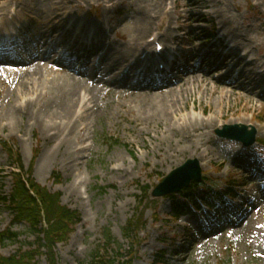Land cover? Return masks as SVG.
<instances>
[{
	"label": "rangeland",
	"instance_id": "374dc122",
	"mask_svg": "<svg viewBox=\"0 0 264 264\" xmlns=\"http://www.w3.org/2000/svg\"><path fill=\"white\" fill-rule=\"evenodd\" d=\"M24 1L28 10L26 11L29 15L28 21L34 19L37 22L32 32L50 29L49 25L46 26L42 11L61 6L55 5L53 8V5H47L44 0ZM149 1L115 0V6L110 7L114 5L113 3L108 5L111 12L106 14L105 5L97 0H75V3L68 6L66 12L72 17L71 20L87 19L95 25L104 21L108 27H116L115 32L120 35H112L115 40L114 48L115 51L118 50V54H122L130 49L131 45L128 43L132 41L134 18L150 4ZM222 1L229 12L235 15L237 26L242 33L248 34L258 42L259 46H252V55L264 58V0ZM159 2L160 0H155V3ZM4 4V0L0 1V7ZM184 5L185 0L165 2V10L171 13L173 18L171 24L174 28L177 24L185 22L184 17L187 13ZM6 10L8 14L11 8ZM197 10L209 20L207 22L195 20V25L205 31L186 33L182 35L183 39L190 41L196 37L205 47L218 46L214 41L216 38L211 39L209 36L210 30L220 33L222 28V20L216 17L218 9L213 4L209 8L198 7ZM150 12L153 13L152 10ZM151 34L147 35V42ZM195 59L197 61L199 57ZM45 65L53 68L52 72L47 74V79L60 80L63 77L62 68L49 62ZM6 73L7 71H0V141L4 140L20 154L25 172L31 170L38 184L53 193H61L62 204L81 216V222L75 227L68 242L56 247L55 264H84L89 261V256L102 241L105 231L111 233L124 251L127 250L136 257L133 264H151L155 254L163 249L166 250V264H264V192L262 193L255 179L247 180V175L243 174L242 169L232 161L236 149L242 146L215 133L217 127L220 128L222 124H230V120L237 119L238 121L233 124L255 126L259 129V140L264 139V100L263 103L258 101L255 93L252 96L244 90L239 91V84L225 90L222 83H219L221 72H209L206 82L214 86L217 94L205 95L206 82H202L200 90L187 100L185 108L181 112L176 111L177 114L172 117V121L175 120L177 124L175 129L179 130V133L185 130L182 125L190 117H197L205 124L213 120L217 122L214 127L199 126L202 128L199 133L191 132L196 138L201 135L199 147L210 154L209 158L200 160L203 164V167L201 166L203 178L219 189L226 188V184L234 186L232 185L234 181L248 182L247 190L255 191L254 196L250 198L256 200V203L251 213L247 215L248 220L242 226L228 225L215 235H209L204 239L201 237L195 243L194 249L170 259L171 255H175L172 247L173 236L183 234L185 230L184 217L178 223L171 221L173 202L183 201L186 192L171 197L142 200L144 197L142 189H154L170 172L191 159L189 155L178 156L172 151V148L180 149L179 140L184 138L186 141L188 136L185 134L180 137L176 132L177 136H172L171 139L165 138V129L162 127L159 131H153L156 128L155 123L147 121V110L140 98L131 96L132 92L136 91L131 87L117 90L105 85V91L99 89L96 107L88 112L83 106L79 107L70 129L51 142L46 139L48 137L46 133L54 127L44 130L39 125L34 128L25 124L20 125L22 119L20 116L13 124L7 114L12 104L18 106L25 104L27 100H33L35 103L39 100V106H43L54 94L50 90H44L40 85L41 81L33 83L34 89L31 87L30 93H18V81L22 79L13 75L8 76ZM76 77L83 79V76ZM60 81L64 85V82ZM11 90L19 94L13 100L9 97ZM250 90L251 88L247 89ZM226 91L232 92L231 97L228 100H221L219 95ZM200 105L207 110L204 114ZM92 106L94 104L87 108L91 109ZM194 107H197L196 112ZM222 116L223 120L220 119ZM46 120L53 123L51 119ZM69 132L72 135L63 149H71L69 156L60 158L53 165L44 164L43 156L46 151L57 149ZM248 152L256 156L253 160L259 161V170L264 172L262 154L255 151V148ZM70 167L72 169H69ZM13 170V161L0 144V196L10 195L13 187L10 173ZM199 186L191 193L201 195L208 191L202 187L204 185ZM141 215L145 225L136 236L134 235L132 241L126 240L124 229L131 219ZM12 223L13 216L10 210L0 205V232L8 229ZM13 229L21 234V238L18 243L8 244L1 250L6 257L14 255L21 247L29 249L30 243L35 242V238L29 237L26 233L24 225H16ZM195 233L201 236L197 231ZM42 251L43 255L37 257V264H50L47 250Z\"/></svg>",
	"mask_w": 264,
	"mask_h": 264
},
{
	"label": "bare ground",
	"instance_id": "6f19581e",
	"mask_svg": "<svg viewBox=\"0 0 264 264\" xmlns=\"http://www.w3.org/2000/svg\"><path fill=\"white\" fill-rule=\"evenodd\" d=\"M4 1L5 4L0 7V23L3 24V28L8 27L9 25L5 19H7V16L10 15L11 12H8L7 14V8L10 7L11 10L14 9V11H16V16L13 17V19L19 18L24 10V0ZM97 1L105 5L106 14L111 12V9L108 8V5L115 3V0ZM150 1V4H147L143 8L144 10L134 18V27L132 28L133 35L131 36L132 41L128 43L131 46L130 49L124 53L113 54L111 51H109V46L108 48L105 46L103 49H100L103 44L100 42H98V44H94L86 37H80L79 39H76L74 43L75 47H79V45H88L89 47H86V49L92 48L87 51V53L89 52V56L85 62H82L85 57L81 55L83 51H80L81 53H78L79 55L75 63L72 64L67 62L66 64H60L62 66L61 72L63 74V77L60 80L64 82V85L61 84V81L57 80V78L47 79V74L52 72L51 69L53 68L45 65V63L48 62L49 57H44V55H40L42 57H40V59L38 57L37 60L33 61L31 67L26 70L17 71L14 73H6L8 76L13 75L19 79H22V81H18V93H30L31 87H34L33 83H36V81H41L40 85L43 86V89L50 90L54 94L53 98H51L48 103L44 104L43 106H39V100H37L36 103L33 100H27L25 104H20L18 106L12 104L7 114L9 121L14 124L16 118H19L18 116H20L22 119L24 118L23 121L21 119L20 125L25 124L31 128L39 125L44 130L54 127V129H51L50 131L48 130L46 133L48 134L46 139L53 142L56 140V138H59L62 133L64 134L70 129V124L74 119V114L79 107L83 106V109H85L87 112L92 111V108L96 107L95 103L96 98L99 95V89L105 91V85L113 87L117 90L128 89L130 85L127 84H131L128 82L129 76L137 72L139 64L144 57H149L154 53L153 50L150 49L151 44L146 42L147 35L151 33L155 34V41L164 45L171 43L173 40H177L179 42L181 41V37L172 35L173 27L171 22L173 18L171 13L165 10L164 5L166 0H160L159 3H155V0ZM44 2L47 5H53V8H55V5H60L61 8L47 9L42 11L45 16L46 26L49 25L50 29H47L48 27H46L47 30L40 29L35 33L34 36L38 39L37 50H48L49 52L52 51L53 53H57L59 48L57 50L55 49L56 47L61 46L60 44H62L63 48L68 47L70 30L65 35L63 34L62 29H64L71 20L70 14L66 11L68 6H71L73 3H75V0H44ZM177 2L178 1H176V3ZM213 4L218 9L216 12L217 16H215L222 20V28L220 33L222 34L224 43H232L236 47L244 48V50H247L248 53L251 54L253 52L252 46H259L258 42L252 39L248 34L245 35L242 33L240 28L237 26L235 15H232L229 12L227 6H224L222 0H185L184 6L186 7L187 13L185 16L186 20L184 24H181L179 28H175L174 30H182V34L183 32L194 34L198 33L199 31H204V29L195 25V20L198 19L202 22H207L209 20L204 14L199 13L197 9L198 7L209 8ZM150 10H152L153 13L150 12ZM82 21L86 24H90L88 20L83 19ZM104 26L105 23H98L95 29L102 31ZM8 30L10 32V29ZM74 32L75 29L70 35L71 38L73 37ZM56 37L63 38V41L60 43L57 42L55 40ZM83 38H85V40H82ZM197 40L198 38L195 37L189 52L198 55L200 53H195L196 51L200 52L205 49L203 58L196 67L185 71L183 79L177 80L175 85L171 84L158 86L156 87L157 89L153 88L152 83H147L145 85H142L141 83V85L139 84V86L132 89L136 92H132L131 96L140 98L142 105L147 110V121H152L155 123L156 128L153 129V131H159L161 127L164 128V135L166 136L165 138L177 136L179 130L175 129L177 124H175V120L172 121V117H175V114H177L176 111L181 112L182 109L185 108L187 100L190 97L195 96V93L200 90L202 82H206V78L208 76L207 72L204 70H199V66H201L203 63L210 62L212 67H218V69L222 71V74L219 76V83H222V87L225 90L234 87L235 84L233 83L234 81H237V84L240 85L239 91L244 90V92L252 96H254L255 93L259 99L258 101H262L263 103L264 100L263 81L258 79L260 72H264L263 57L254 55L253 59L248 63L236 58H233L232 60L231 58H228L223 59V61H218L216 60L217 57L215 56V48L212 49L210 47L206 49L202 43L198 42ZM110 42L111 44L113 43L112 39ZM79 50L84 49L79 47L77 51ZM98 50L100 52L103 51V54L100 53L101 55L99 54L98 56V53H94ZM228 61L233 63L231 68H225L228 66ZM15 64V61L12 60H0V71H5L4 67L6 65ZM239 65L242 67L240 71L237 70V66ZM131 70L132 73L129 74V71ZM76 76H83V79L77 78ZM144 77H146V75ZM50 85L52 86L49 87ZM249 88H251V90L247 91ZM160 91L163 93H160ZM18 93H16L14 90H11L9 95L10 99L13 100V98H16ZM204 93L205 95H211L212 93L213 96L217 94V92L214 91V86H210V83L207 82ZM246 93H244L245 96L247 95ZM231 95V91H226L222 95H219V97L221 100H228ZM91 104H94V106H92L91 109L87 108ZM38 107L39 109H37ZM200 109L203 114L207 111L202 106ZM194 111H197V107H194ZM222 118L224 117L222 116L220 119ZM46 119H51V122L53 123H48ZM253 120L254 117L251 118V121ZM237 121V119H232L229 121V123L233 124ZM185 122L183 123L182 128L186 131H181L178 135L182 137L186 134L188 138L186 141L184 138L179 140L180 149L172 148V151L178 154V156L189 155L192 160H198L200 166L203 167V164L200 162V160L203 158H209L210 154L206 153V151H202V148L199 147L202 141L201 135L196 138V136L191 134V132L193 131L192 133H199L202 128H207L208 125H210V127L216 126L217 122L213 120L209 121L208 124H205L204 121H201V119L197 117H190ZM222 123H224V121ZM71 135V132H69L67 138L63 140L57 149H49L46 151L43 156L44 164L47 163L49 165H53L60 158L69 156L71 149H63ZM244 152V150L237 148L232 161H234L236 164L237 158L239 155H243ZM69 169H72V167ZM247 220L248 218L240 223V226H242Z\"/></svg>",
	"mask_w": 264,
	"mask_h": 264
},
{
	"label": "trees",
	"instance_id": "16d2710c",
	"mask_svg": "<svg viewBox=\"0 0 264 264\" xmlns=\"http://www.w3.org/2000/svg\"><path fill=\"white\" fill-rule=\"evenodd\" d=\"M0 144L18 170L11 172L13 187L10 195L0 196V205L10 210L13 216L12 225L0 232V264H37V257L43 255L42 249L47 250L50 264H55L56 247L68 242L81 222L80 215L62 204L60 193H52L39 185L32 177L31 170L24 171L22 158L11 145L5 141H0ZM142 191V200L150 199V189L143 188ZM16 225H24L26 233L34 237L35 242L30 243L29 249L21 247L14 255L6 257L1 250L8 244L18 243L21 238V234L13 229ZM144 225L142 215L134 217L124 229V238L132 241ZM135 258L129 251H124L109 231H105L102 241L84 264H133ZM163 258L164 255L159 256L155 263L158 264Z\"/></svg>",
	"mask_w": 264,
	"mask_h": 264
},
{
	"label": "water",
	"instance_id": "95a60500",
	"mask_svg": "<svg viewBox=\"0 0 264 264\" xmlns=\"http://www.w3.org/2000/svg\"><path fill=\"white\" fill-rule=\"evenodd\" d=\"M217 134L225 138L234 139L250 146L255 142L256 130H248L245 125L226 126L223 130H218ZM250 137V139H248ZM201 172L197 161L189 160L185 165L170 173L162 183L153 191L152 196L162 198L180 192L194 180H199Z\"/></svg>",
	"mask_w": 264,
	"mask_h": 264
}]
</instances>
